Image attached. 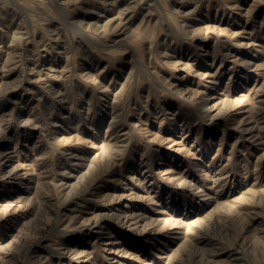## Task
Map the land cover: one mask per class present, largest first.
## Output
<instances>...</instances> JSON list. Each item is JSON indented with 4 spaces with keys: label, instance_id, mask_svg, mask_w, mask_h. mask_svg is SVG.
Masks as SVG:
<instances>
[{
    "label": "rangeland",
    "instance_id": "1",
    "mask_svg": "<svg viewBox=\"0 0 264 264\" xmlns=\"http://www.w3.org/2000/svg\"><path fill=\"white\" fill-rule=\"evenodd\" d=\"M0 264H264V0H0Z\"/></svg>",
    "mask_w": 264,
    "mask_h": 264
}]
</instances>
